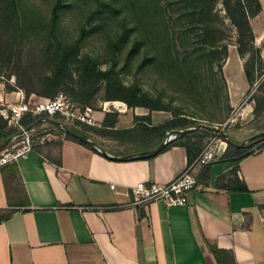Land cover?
I'll return each mask as SVG.
<instances>
[{
	"label": "crops",
	"instance_id": "1",
	"mask_svg": "<svg viewBox=\"0 0 264 264\" xmlns=\"http://www.w3.org/2000/svg\"><path fill=\"white\" fill-rule=\"evenodd\" d=\"M238 67L243 74L241 63ZM228 82L230 96L240 94L241 100L248 85L237 84L233 76ZM21 92L28 97L0 83V106L16 101ZM110 104L118 113V128L133 126L134 115L148 114L119 101L105 102L96 113L99 121ZM155 113L153 124L171 118ZM101 139L106 154L53 137L36 145L39 152L32 149L0 169V217L9 214L0 221V264H140L139 250L143 264H216L209 244L231 253L236 264H264L263 150L239 163L219 156L209 163L207 182L198 180L203 166H194L202 191L190 192L182 205L150 203L138 220L136 207L129 205L131 187L175 177L189 164L186 149L166 145L151 157L133 158L127 155L142 149L123 150L116 140ZM14 181L19 193L11 189ZM240 182L247 191L238 190ZM227 183L234 190L222 186Z\"/></svg>",
	"mask_w": 264,
	"mask_h": 264
},
{
	"label": "rangeland",
	"instance_id": "2",
	"mask_svg": "<svg viewBox=\"0 0 264 264\" xmlns=\"http://www.w3.org/2000/svg\"><path fill=\"white\" fill-rule=\"evenodd\" d=\"M261 3L263 10L251 20V27L264 59V0ZM220 8L216 4L212 12L200 13L195 0H0V83L7 90L31 91L35 97H53L60 90L68 96L84 62L90 60L125 89L146 95L162 109L150 112L137 107L138 112L181 114L227 136L197 129L170 143L204 144L214 137L227 146L228 139L244 142L264 132V110L256 118L252 104L246 106L253 94L264 96L256 91L264 73L252 89L246 87L241 100L240 94L230 96V76L237 84H247L238 67L241 63L243 68L246 58L240 59L236 34ZM68 48H74L69 69L64 84L56 89L54 55ZM106 98L107 84L101 79L93 86L87 106L103 111ZM107 108L114 111L111 104ZM42 128L49 139L63 135L48 125ZM86 133L104 145L101 137ZM144 142L115 143L136 151L144 148ZM262 145L264 135L243 146L255 151ZM11 189L19 193V182H12Z\"/></svg>",
	"mask_w": 264,
	"mask_h": 264
},
{
	"label": "trees",
	"instance_id": "3",
	"mask_svg": "<svg viewBox=\"0 0 264 264\" xmlns=\"http://www.w3.org/2000/svg\"><path fill=\"white\" fill-rule=\"evenodd\" d=\"M198 5V11L201 13L204 9L208 12L214 10V5H219L223 11L225 19L228 21V25L233 28L236 34L235 45L237 53L240 59H245L243 65V73L249 89H252L253 84L259 80L264 73V63L261 55V51L255 45V35L251 27V20L259 15L262 10L261 0H195ZM74 51V48L63 49L56 52L53 61V85L56 89H59L64 84L65 75L69 69V60ZM247 56V57H246ZM101 79H104L107 84V98L109 102L119 101L124 103L129 109H135L142 107L150 112L153 110L161 111L154 101L149 99L146 95L139 93L136 90H127L125 87L118 82L114 77L110 75V72H104L97 69L96 65L90 60H86L83 66V72L80 75L78 83L73 89H70L68 97L70 100L80 107H88V101L90 99L93 86L96 85ZM6 91V85L4 84ZM21 90V89H20ZM61 91V90H60ZM256 91L264 93V79L260 82L259 87ZM26 93H33L31 91H24ZM35 94V93H33ZM37 95V94H35ZM55 96V95H54ZM53 96V97H54ZM52 98V97H49ZM249 104H252L253 114L256 118H259L262 111L264 110V96L253 94L248 99ZM90 108V107H89ZM1 109V106H0ZM38 120L37 117H33L30 114H26L22 118V125L25 127L31 126ZM118 121V113L116 111H106L104 118L100 126H91L86 124H78L80 130H75L77 133L88 137L86 132H91L101 138H109L112 140H128V141H140L144 142V148L142 151L154 149L157 147L162 140H164L167 132L175 129H185L188 127H194L197 125L192 119L183 116L181 114H174L170 119L163 121L159 124H153L151 114L146 115H134V124L128 128H118L116 126ZM206 132V130H204ZM17 130L7 127V121L0 114V142L14 136ZM64 138L74 140L80 144L90 147L94 151H98L93 146L84 144L78 141L76 138L64 133ZM155 139V143L153 142ZM45 142V141H44ZM43 142V143H44ZM38 145V144H36ZM33 146V150L39 152V149ZM172 145H181L185 147L187 153L188 163H191L202 150L204 144L200 141L193 143H170L166 147ZM165 147V148H166ZM258 150H263L264 145L259 146ZM141 151V152H142ZM140 152V151H139ZM254 151H248L246 147L237 148L232 145H228L222 155V159H227L239 163L243 158L253 154ZM153 154L142 153L138 157H151ZM60 162V160H56ZM209 167L207 164L203 166L199 174L198 180L200 182H207L209 178ZM3 168V167H2ZM1 168V169H2ZM234 169L230 174L235 173ZM229 176L223 175L219 178L224 179ZM226 190H234L229 183L222 185ZM239 191H247L246 185L240 182ZM138 220L145 216V209L142 206H136ZM9 214L0 217V221L7 218ZM139 240V238H138ZM140 248V245L138 246ZM208 249L211 255L214 257L216 264H236L234 256L224 250H220L214 244H209ZM139 262L143 264L141 259V250L138 252Z\"/></svg>",
	"mask_w": 264,
	"mask_h": 264
},
{
	"label": "built area",
	"instance_id": "4",
	"mask_svg": "<svg viewBox=\"0 0 264 264\" xmlns=\"http://www.w3.org/2000/svg\"><path fill=\"white\" fill-rule=\"evenodd\" d=\"M27 95L28 97L21 92L16 101L1 106L0 114L6 119L7 127L17 130V133L0 151V169L8 164L16 163L22 156L32 151L34 145L49 139V133L42 134L43 131L45 132V128L42 127L48 125L54 129L58 128L49 123L47 118L76 129L79 127L78 124L100 126L102 122L96 118L97 111L89 107H80L63 91L57 92L52 98L35 97L33 93ZM26 114L37 117L38 120L31 126L25 127L21 121ZM59 131L63 134L61 137H64V132L60 129ZM226 147L227 142L221 138L214 137L207 140L197 157L169 181L164 183L140 181L132 186L130 189L132 200L129 205L142 206L146 209L150 203L160 201L168 206L185 204L190 192H200L203 189L193 173V167L205 166L216 161L223 155ZM113 187L114 185H111V188Z\"/></svg>",
	"mask_w": 264,
	"mask_h": 264
},
{
	"label": "water",
	"instance_id": "5",
	"mask_svg": "<svg viewBox=\"0 0 264 264\" xmlns=\"http://www.w3.org/2000/svg\"><path fill=\"white\" fill-rule=\"evenodd\" d=\"M49 123H51L52 125H54L55 127H57L58 129H60L61 131H63L64 133L76 138L78 141L93 146L94 148H96L98 151L105 153L106 151L104 150V148L98 144L96 141H94L92 138L90 137H85L79 133H77L75 130L76 128L72 127V126H68L65 125L59 121H56L54 119L51 118H47L46 119ZM197 129H202V130H207V131H213V132H218L219 135H221L223 138L227 139L226 134L223 131H219L218 129H216L215 127H211V126H207V125H202V124H197L194 127H189V128H185V129H175V130H171L169 132L166 133L164 140L153 150H148V151H144V152H140V153H134V154H130L127 155V157H137L142 154V153H146V154H153L154 152H156L157 150H159L162 147H165L166 145H168L174 137L176 136H181L183 134H188L191 131L197 130ZM26 131H28V129H26ZM19 134V133H18ZM264 135V132L261 133H257L253 136H251L249 139L245 140L244 142H241L239 144H236L235 142L231 141L230 139H228V142L235 147H242L245 143H247L249 140L254 139L258 136H262ZM12 140V137L0 142V151L7 146ZM126 158V157H123Z\"/></svg>",
	"mask_w": 264,
	"mask_h": 264
}]
</instances>
